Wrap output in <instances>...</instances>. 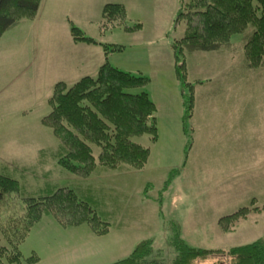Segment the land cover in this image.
I'll list each match as a JSON object with an SVG mask.
<instances>
[{"label":"rangeland","instance_id":"rangeland-1","mask_svg":"<svg viewBox=\"0 0 264 264\" xmlns=\"http://www.w3.org/2000/svg\"><path fill=\"white\" fill-rule=\"evenodd\" d=\"M107 4L123 5L139 32L101 31ZM179 6L178 0H41L33 19L1 36L0 175L34 195L70 188L110 227L95 236L87 226L62 228L45 217L18 248L22 261L112 264L147 239L165 248L170 217L192 248L228 250L264 237V66L247 68L246 39L237 35L215 52L186 55L181 81L172 49L184 34L183 23L174 26ZM70 24L102 46H122L106 62L146 80L156 140L132 139L149 151L140 171L104 169L82 180L57 163L58 142L41 124L53 86L94 77L105 61L101 46L73 43ZM186 101L192 106L185 119ZM243 208L253 213L223 233L218 221Z\"/></svg>","mask_w":264,"mask_h":264},{"label":"trees","instance_id":"trees-1","mask_svg":"<svg viewBox=\"0 0 264 264\" xmlns=\"http://www.w3.org/2000/svg\"><path fill=\"white\" fill-rule=\"evenodd\" d=\"M178 1L181 8L174 26L183 23L184 34L173 42L172 49L181 81L185 79L186 55L215 52L237 35L246 39L242 49L247 68L264 66V0ZM40 2L0 0V38L21 21L33 19ZM100 27L101 31L118 28L133 34L141 25L129 20L123 5L107 4L102 9ZM70 35L75 44L101 46L105 61L94 77L84 76L70 86L64 82L53 86L47 101L50 112L41 124L58 142L55 158L59 167L82 180L104 169L142 170L149 151L132 139L145 134L156 140V109L144 91L146 80L106 62L107 53H119L122 46H102L72 24ZM191 104L185 102V119L191 113ZM162 196L159 194L157 202L163 200ZM251 213L253 210L240 209L221 218L218 227L223 233L233 232ZM45 217L62 228L87 226L95 236H104L110 229L95 209L79 200L70 188L54 187L45 196L34 195L26 193L8 175H0V264L35 261L34 257L22 261L18 248L33 225ZM170 219L164 226L165 248L158 249L153 239H147L138 243L128 257L112 264H264V237L228 250L192 248L181 235L178 220Z\"/></svg>","mask_w":264,"mask_h":264}]
</instances>
